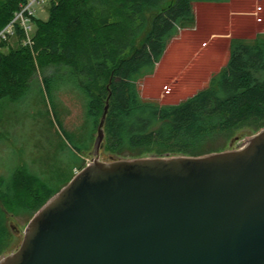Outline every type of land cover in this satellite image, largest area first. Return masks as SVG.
<instances>
[{"label": "trees", "instance_id": "trees-1", "mask_svg": "<svg viewBox=\"0 0 264 264\" xmlns=\"http://www.w3.org/2000/svg\"><path fill=\"white\" fill-rule=\"evenodd\" d=\"M218 1L222 0H54L48 21L35 20L32 47L21 46L9 55L0 51V112L6 101L26 99L41 76L51 96L60 90L56 85L70 84L81 91L95 128L108 106L107 148L121 159L148 153L198 158L225 152L223 147L207 146L264 123L263 36L233 39L227 65L206 88L179 104L145 100L140 91L142 82L154 76L179 27L194 19V4ZM27 2L0 0V31ZM149 9L161 10L150 26ZM16 30L23 39L24 31L18 25ZM14 175L0 180V253L10 238L5 205L36 215L62 190L29 188L21 196Z\"/></svg>", "mask_w": 264, "mask_h": 264}, {"label": "water", "instance_id": "water-1", "mask_svg": "<svg viewBox=\"0 0 264 264\" xmlns=\"http://www.w3.org/2000/svg\"><path fill=\"white\" fill-rule=\"evenodd\" d=\"M33 218L0 264H264V130L203 157L99 161Z\"/></svg>", "mask_w": 264, "mask_h": 264}, {"label": "rangeland", "instance_id": "rangeland-1", "mask_svg": "<svg viewBox=\"0 0 264 264\" xmlns=\"http://www.w3.org/2000/svg\"><path fill=\"white\" fill-rule=\"evenodd\" d=\"M53 1L50 0L43 7L36 8L35 18L30 24L31 37L37 30L35 20L48 21ZM160 12L161 10H147V25L150 26ZM19 27L21 29V26ZM195 28L194 12V19L181 25L177 36L169 42L166 57L161 61L157 76L146 78L140 85L143 99L165 105L179 104L208 86L210 76L207 70L205 73L202 62H195L196 57H190L191 53L185 45L186 35ZM217 30L220 31V27ZM258 35L264 37V24L253 39ZM27 38L25 36L19 39L17 35H13L0 43V51L9 55L21 46L24 47ZM189 58L192 60L188 64ZM180 72L182 73L179 74ZM258 78L262 79L263 75ZM41 85L42 78L38 76L26 99L17 103L6 101L3 112H0V180H8L14 174L18 175L22 168L23 173L15 180V188L19 191L16 192L18 195L22 194L21 196L27 195L29 188L33 191L47 189V186L63 189L67 186L63 187L67 179L74 178L94 163L91 155L87 158L84 154L94 149L99 127L95 128L88 117L87 100L82 92L70 84L56 85L60 90L51 96ZM263 130L264 123L245 128L237 131L227 141H213L207 148L239 150L246 146H238L242 140L256 136ZM151 157L156 155L148 153L140 158ZM114 160L126 159H121L109 151L107 139L104 137L99 148V161L110 163ZM28 173L33 176L30 174V177ZM4 210L10 238L0 253V263L19 250L25 231L35 217V214L32 215L18 207L14 209L5 205Z\"/></svg>", "mask_w": 264, "mask_h": 264}, {"label": "crops", "instance_id": "crops-1", "mask_svg": "<svg viewBox=\"0 0 264 264\" xmlns=\"http://www.w3.org/2000/svg\"><path fill=\"white\" fill-rule=\"evenodd\" d=\"M194 12L196 28L186 35L185 45L191 53L190 57L193 56L192 59L196 57L195 62L203 63L201 66L205 73L207 70L210 80L227 65L231 41L233 39H253L259 33L261 25L264 24V0H222L196 3ZM218 27L220 31L217 30ZM192 59H188V64ZM160 64L154 76H157ZM191 66L194 67V64Z\"/></svg>", "mask_w": 264, "mask_h": 264}, {"label": "built area", "instance_id": "built-area-1", "mask_svg": "<svg viewBox=\"0 0 264 264\" xmlns=\"http://www.w3.org/2000/svg\"><path fill=\"white\" fill-rule=\"evenodd\" d=\"M50 0H28L26 5L21 6V10L15 15L14 20L3 30L0 31V43L9 39L11 36L16 35L17 25L21 26L25 36L28 37L25 40V46L32 47L31 26L33 18L36 15V8L43 7ZM21 25H19V24Z\"/></svg>", "mask_w": 264, "mask_h": 264}]
</instances>
